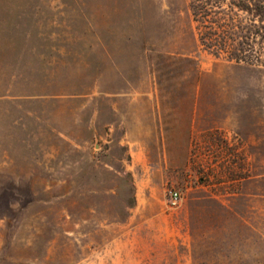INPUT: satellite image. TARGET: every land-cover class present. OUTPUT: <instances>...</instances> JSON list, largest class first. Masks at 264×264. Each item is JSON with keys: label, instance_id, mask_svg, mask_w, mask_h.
Listing matches in <instances>:
<instances>
[{"label": "rangeland", "instance_id": "1", "mask_svg": "<svg viewBox=\"0 0 264 264\" xmlns=\"http://www.w3.org/2000/svg\"><path fill=\"white\" fill-rule=\"evenodd\" d=\"M0 264H264V66L189 0H0Z\"/></svg>", "mask_w": 264, "mask_h": 264}, {"label": "trees", "instance_id": "2", "mask_svg": "<svg viewBox=\"0 0 264 264\" xmlns=\"http://www.w3.org/2000/svg\"><path fill=\"white\" fill-rule=\"evenodd\" d=\"M225 3L189 0L200 46L229 62L264 66V0H229L223 9Z\"/></svg>", "mask_w": 264, "mask_h": 264}, {"label": "crops", "instance_id": "3", "mask_svg": "<svg viewBox=\"0 0 264 264\" xmlns=\"http://www.w3.org/2000/svg\"><path fill=\"white\" fill-rule=\"evenodd\" d=\"M120 102V101H117ZM121 102H123L124 104H127L128 106H130V109L128 112H126L129 115H136L139 111L134 107L136 106L135 102L136 100L133 99H124ZM141 102V101H139ZM146 102H149V106H154L156 105L154 103V101H152V99H148L146 100ZM112 105H110L109 107L111 108V110L113 111H117V107L116 104L114 105V103H111ZM153 111V109H151ZM115 124V123H112ZM83 126V127H82ZM82 127V128H81ZM97 124H96V120H94L93 118H91L88 121H79V120H71L70 121V125L69 127H67L69 129V133L67 134H63L62 137L65 138H70L72 141H75L77 144L79 143V139H80V135L79 132H84L86 131V133H88L89 135H91L95 130H96ZM99 127V126H98ZM125 128V138H127L129 140V143L134 144V143H139L136 139V133L132 131V126H124ZM136 156H138V153H135ZM137 163V162H136ZM136 163H133V165H135ZM143 181V178L141 179ZM193 200V199H192ZM145 202L147 203H151L152 200L151 199H146ZM190 202V201H189ZM149 210L152 209V205L149 204V206L147 207Z\"/></svg>", "mask_w": 264, "mask_h": 264}, {"label": "built area", "instance_id": "4", "mask_svg": "<svg viewBox=\"0 0 264 264\" xmlns=\"http://www.w3.org/2000/svg\"><path fill=\"white\" fill-rule=\"evenodd\" d=\"M169 197V207L173 209H177L181 204V194L176 190H170L168 192Z\"/></svg>", "mask_w": 264, "mask_h": 264}]
</instances>
